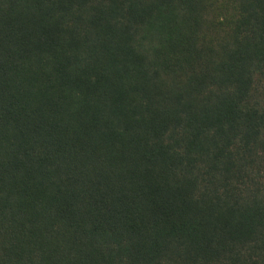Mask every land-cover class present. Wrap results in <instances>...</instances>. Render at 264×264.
Listing matches in <instances>:
<instances>
[{"label": "trees", "instance_id": "trees-1", "mask_svg": "<svg viewBox=\"0 0 264 264\" xmlns=\"http://www.w3.org/2000/svg\"><path fill=\"white\" fill-rule=\"evenodd\" d=\"M0 264H264V0H0Z\"/></svg>", "mask_w": 264, "mask_h": 264}]
</instances>
